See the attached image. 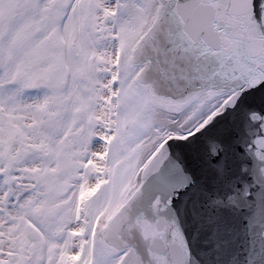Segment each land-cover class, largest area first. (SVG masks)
Listing matches in <instances>:
<instances>
[{"label":"snow or ice","instance_id":"snow-or-ice-1","mask_svg":"<svg viewBox=\"0 0 264 264\" xmlns=\"http://www.w3.org/2000/svg\"><path fill=\"white\" fill-rule=\"evenodd\" d=\"M0 264H264V0H0Z\"/></svg>","mask_w":264,"mask_h":264}]
</instances>
